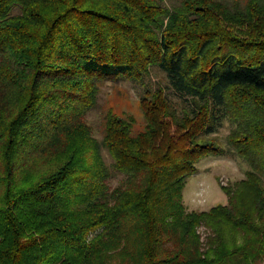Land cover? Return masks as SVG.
Listing matches in <instances>:
<instances>
[{"label":"trees","instance_id":"16d2710c","mask_svg":"<svg viewBox=\"0 0 264 264\" xmlns=\"http://www.w3.org/2000/svg\"><path fill=\"white\" fill-rule=\"evenodd\" d=\"M166 1L0 0V264H264V0ZM152 68L143 130L108 111L95 139L100 84ZM228 154L227 204L187 212Z\"/></svg>","mask_w":264,"mask_h":264},{"label":"rangeland","instance_id":"374dc122","mask_svg":"<svg viewBox=\"0 0 264 264\" xmlns=\"http://www.w3.org/2000/svg\"><path fill=\"white\" fill-rule=\"evenodd\" d=\"M177 0H167L170 6ZM14 13H18L17 8ZM167 80L159 68H152L149 75L144 77L142 84L134 83L127 79L106 80L100 84L96 107L87 113L85 121L91 129L95 139L100 140L104 130L105 116L108 111L114 115L132 119L133 133H138L144 128L143 115L140 108V98L145 89L165 88ZM218 131L211 137L222 147H226V136L232 129L227 119H224ZM102 155L107 163L110 158L105 150ZM197 174L190 177L183 191L182 201L187 212H204L216 205L225 206L227 196L221 186L230 187L241 181L248 170L247 164L235 155L208 157L197 164ZM120 177L110 181L112 187L116 186ZM201 240L207 235L204 228H198ZM121 261L118 258V263ZM115 264V263H114Z\"/></svg>","mask_w":264,"mask_h":264}]
</instances>
